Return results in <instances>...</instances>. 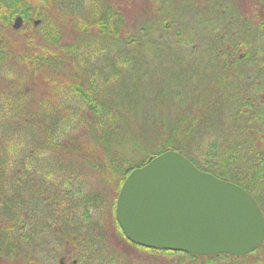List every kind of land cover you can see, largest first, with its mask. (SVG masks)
<instances>
[{
	"label": "trees",
	"instance_id": "trees-1",
	"mask_svg": "<svg viewBox=\"0 0 264 264\" xmlns=\"http://www.w3.org/2000/svg\"><path fill=\"white\" fill-rule=\"evenodd\" d=\"M166 149L264 214V0H0V264H264V240L195 254L124 235L121 183Z\"/></svg>",
	"mask_w": 264,
	"mask_h": 264
},
{
	"label": "water",
	"instance_id": "water-1",
	"mask_svg": "<svg viewBox=\"0 0 264 264\" xmlns=\"http://www.w3.org/2000/svg\"><path fill=\"white\" fill-rule=\"evenodd\" d=\"M22 23L15 16L13 27ZM116 219L127 238L195 254H245L264 240V214L241 185L166 149L124 178Z\"/></svg>",
	"mask_w": 264,
	"mask_h": 264
},
{
	"label": "rangeland",
	"instance_id": "rangeland-1",
	"mask_svg": "<svg viewBox=\"0 0 264 264\" xmlns=\"http://www.w3.org/2000/svg\"><path fill=\"white\" fill-rule=\"evenodd\" d=\"M23 47V45L22 44H19L18 45V47H17V49H21ZM68 64H69V61H65V63L63 64V66H62V69H61V77L62 76H64L65 75V69H67L68 68ZM31 81H32V87H33V92L34 93H36V97H38V95L37 94H39V95H49V93H50V91H51V89H49V87H48V85H46L45 84V82L42 80V78H41V75H37V76H35L34 78H33V80L31 79ZM112 84V83H111ZM30 100H31V98H30ZM34 101H35V98H34ZM81 129L78 127V128H76V129H73L71 132H70V134H72V133H75V134H78L79 135V137L81 136ZM136 157V159L137 158H141V154H138V155H136L135 156ZM91 185V184H90ZM93 187V188H92ZM92 187L91 188H89L90 190H92L91 191V193L92 194H96V192H99L100 194H101V197L103 198V196H105L106 198H108V194L106 193V192H101L100 190H98L95 186H93L92 185ZM114 239H115V243L113 244L112 243V246L111 247H109V246H105L104 247V254H105V252H107V249H109L108 251L109 252H113V253H118V256H119V260L122 262V261H124V260H126V258H127V256H125L122 252H121V250L117 247V245H119V242L118 241H122V240H120V238L118 239V237H116L115 235H114ZM144 252V251H143ZM145 254V253H144ZM105 256V255H104ZM105 259V258H104ZM103 259V260H104ZM155 259H157V258H155ZM176 259V256H174V255H169V256H166V257H160V262L161 263H163V262H169V261H172V260H175ZM144 261H149V262H151V261H154L153 259H152V257L151 256H146L145 255V259H144ZM105 264H107V262H105Z\"/></svg>",
	"mask_w": 264,
	"mask_h": 264
}]
</instances>
